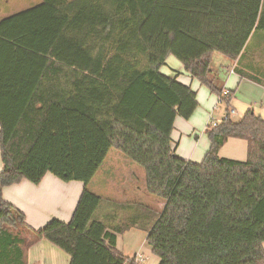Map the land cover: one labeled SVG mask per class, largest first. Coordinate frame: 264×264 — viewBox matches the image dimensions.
Masks as SVG:
<instances>
[{
	"label": "trees",
	"instance_id": "1",
	"mask_svg": "<svg viewBox=\"0 0 264 264\" xmlns=\"http://www.w3.org/2000/svg\"><path fill=\"white\" fill-rule=\"evenodd\" d=\"M253 43L264 46V0H41L0 20V264H28L41 239L69 264H137L116 245L132 228L158 264H264V118L234 119L212 70L216 52L235 61ZM170 55L222 97L201 162L172 141L199 102L161 72ZM230 138L246 140L245 160L220 156ZM113 149L161 205L91 189ZM47 173L84 188L68 222L34 229L3 189Z\"/></svg>",
	"mask_w": 264,
	"mask_h": 264
},
{
	"label": "crops",
	"instance_id": "2",
	"mask_svg": "<svg viewBox=\"0 0 264 264\" xmlns=\"http://www.w3.org/2000/svg\"><path fill=\"white\" fill-rule=\"evenodd\" d=\"M40 2L41 0H0V20L9 15L33 7ZM258 50H260V48ZM246 56L247 55L241 57L239 60L233 61L223 55L225 59H223V62H221V71H225L227 74L226 76H222L220 78V87L223 90L225 89L232 93L230 114L234 119L242 118L244 114L250 109H253L255 113L261 115L264 118V58L262 61L260 57H257L256 52H254L252 59L249 57L248 59H246ZM221 71L219 70L217 72H214L213 74L216 77H219V72ZM179 73L181 74L182 72L180 71ZM187 75L191 76L188 72ZM254 77L261 82L254 79ZM192 78V76L186 77L185 81L182 82L191 86L192 89L197 92V99L199 104H208L211 107L216 101L214 111L216 109H219V105L217 104L218 96L207 89L206 86L202 85L196 78ZM194 79H196L197 81H194ZM224 115L225 113H223L222 118L224 117ZM178 124V118H176L175 128L172 132V141L176 145V153H178L179 151L178 147L180 143V140H176L175 142L174 139V137L176 136L175 132H177L178 130ZM195 130L196 128L192 123L189 126V131ZM193 140L194 139L191 140V148L186 149V152L184 154L179 155L181 158H184L186 160L201 162L209 148L207 145H205L206 148L200 147V136H197L195 141ZM220 156L245 160L247 157L246 140L230 138L222 146L220 150ZM129 168L133 177L139 176V174L136 173V167ZM2 169L3 164L2 161H0V171ZM50 174L52 173H47L39 184H34L28 180H23L20 183L10 185L3 189V197L25 213L27 224L34 229H40L53 218H58L60 220L68 222L72 218L73 212L75 210V197H77L78 195L80 197V190L82 193L84 188L83 184L82 188L80 187L78 192L71 195V197L74 196V201L73 204H69L68 199L66 198L70 196V193L67 192V187L60 183L58 181L59 178H57L54 174H52V176ZM140 175L142 178L144 177V173L142 171ZM122 184L123 183L116 186L110 185L109 183V187L105 189L110 192L109 196L120 200H128V197L133 193V195L137 194L135 197H141L144 200H147L150 197L144 193L143 186H141V188L138 187V189L134 191L130 189L126 184ZM154 202L156 201L152 198L151 203ZM156 203L158 205H161V203L159 202ZM146 238V232L138 230L136 228H132L125 233L117 235L116 245L117 248L125 256L131 259H134L135 255L141 251L146 255L147 259H149L150 255L155 257L154 261L150 262V264H158L159 258L153 254L152 248L147 244ZM27 253L28 264L70 263V256L47 239H41L32 244L29 247ZM147 259L140 264L148 263Z\"/></svg>",
	"mask_w": 264,
	"mask_h": 264
},
{
	"label": "rangeland",
	"instance_id": "3",
	"mask_svg": "<svg viewBox=\"0 0 264 264\" xmlns=\"http://www.w3.org/2000/svg\"><path fill=\"white\" fill-rule=\"evenodd\" d=\"M259 48L260 50H258ZM254 52H256L257 57H260L263 61L264 46H257L255 45V43H253L252 47L249 48V52L246 56L247 57L246 59H248V57L252 59ZM223 59L225 58L223 57L221 53H218V52L215 53L214 61L212 64L213 73L219 70L220 71L222 70L221 62H223L222 61ZM160 70L162 73L168 76L177 75L178 80L181 82L182 81L184 82L186 77H191L187 75V72L185 71L182 62L174 55H170L168 57L166 64L163 65ZM180 71L182 72L181 74L179 73ZM226 74L227 73L225 71L219 72V77H216V81H215L217 86L219 87L221 86L220 78L222 76L223 77L226 76ZM194 81H197V80L194 79ZM215 104H216V101L211 107L208 104H202V103L198 104L197 109L195 110L194 114L190 118L191 120L184 119L180 116L177 117L179 124L177 125L178 130L177 132H175L176 136L174 137V139H175V142L176 140H180L179 147H178L179 151L177 150L178 155L184 154L186 152L185 151L186 149H190L191 143H192L191 140L194 139L193 141H195L197 136H200V142H199L200 147L204 148L205 145H207L209 148V146L211 145L210 136L208 133L209 119L212 115L215 118L217 117L220 118L222 117L224 113L223 109H221L223 107L222 103L219 104V109H216L214 111ZM192 123L194 124V127L196 128L195 131H189V126ZM129 167H136L137 169L136 173H138L139 176L133 177L131 175V172H130L131 170ZM141 171L143 172V170L138 165L130 161L121 151L113 149L111 154L108 156L105 164L100 169L99 174H97L98 176H96V178L93 180L90 186L92 190H94L95 192L99 193L102 196H109L110 192L107 189H105L109 187V183L110 185H116V186L121 185V183H123V184H126L130 189L135 191L138 189V187L139 188H141V186L144 187V179L140 175ZM50 175L52 176V174ZM58 181L67 187V192L70 193V196L66 198L68 199L69 204H73L74 196L71 197V195L78 192L80 187L82 188L83 183L79 181H75L72 183L64 182L59 179ZM79 194H81V190ZM133 194H131L128 197L129 200L137 199V197H135L137 194L135 195ZM78 198H79V195L75 197L74 208L77 204ZM151 200L152 198L149 197L146 201L151 203ZM154 259L155 257L150 255L149 259H147L148 263L146 264H150V262L154 261Z\"/></svg>",
	"mask_w": 264,
	"mask_h": 264
},
{
	"label": "built area",
	"instance_id": "4",
	"mask_svg": "<svg viewBox=\"0 0 264 264\" xmlns=\"http://www.w3.org/2000/svg\"><path fill=\"white\" fill-rule=\"evenodd\" d=\"M233 71V70H232ZM230 93V91H228V90H223V93H222V95L221 96H226V95H228ZM217 97L218 98V100H217V104L219 105L220 103H222V97ZM227 116L226 115H224V117L222 118H215L213 115L210 117V119H209V124H208V127L209 128H212V127H215V126H217L224 118H226ZM209 130V129H208ZM147 259V257H146V255L144 254V253H142V252H138L136 255H135V257H134V261L137 263V264H140L141 262H143L144 260H146Z\"/></svg>",
	"mask_w": 264,
	"mask_h": 264
}]
</instances>
